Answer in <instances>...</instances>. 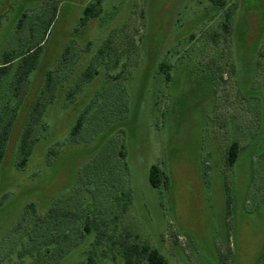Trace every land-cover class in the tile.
<instances>
[{
	"label": "rangeland",
	"instance_id": "1",
	"mask_svg": "<svg viewBox=\"0 0 264 264\" xmlns=\"http://www.w3.org/2000/svg\"><path fill=\"white\" fill-rule=\"evenodd\" d=\"M214 2L0 0V264H51L50 211L69 242L57 264H123L133 244L168 264L260 263L264 0ZM80 216L92 231L74 244Z\"/></svg>",
	"mask_w": 264,
	"mask_h": 264
},
{
	"label": "trees",
	"instance_id": "2",
	"mask_svg": "<svg viewBox=\"0 0 264 264\" xmlns=\"http://www.w3.org/2000/svg\"><path fill=\"white\" fill-rule=\"evenodd\" d=\"M214 3H217V0H215ZM94 10H95L94 8L87 7L85 9V14L86 15L92 14ZM226 26L228 28V25ZM31 51H33L34 54L38 52L37 49L28 50V52H31ZM108 56L113 57L112 64L110 62L105 63V60H102L100 55L96 56L95 62L102 61L103 64H105V66L108 69H111V67H115L119 64L120 60L118 56H116L114 53L113 55L109 54ZM8 64H9L8 60H6L3 64H0V77L4 76L7 73L8 68H9ZM109 79L112 82H115L117 80V76H114V77L111 76L109 77ZM81 129H82V121L80 119L75 126L74 135L77 136L80 132H82ZM7 133H8V127L5 125L0 135V163L4 157L5 147L8 142L6 138ZM24 142H25V139H22V142H21L22 144H21V148H20V152L18 156V167L19 168L25 167L27 163V158H28ZM239 153H240V146L237 142H234L227 151V160L230 166L234 165L237 162ZM118 154L120 155V157L123 156V153L121 151H119ZM161 175H163V173L160 170V167L157 165H154L151 168V172H150V182L152 186L157 187L161 184L162 182L160 179ZM60 215L61 214H59L58 212L50 211L48 214H46L45 216L39 219L41 233L43 234L44 228H45V231L47 232L45 233V245L51 244L55 247L54 249L47 250L45 252L46 253L45 261L51 264H57V262H59L60 260V257L64 256L65 253H67L68 251L65 249L66 247L65 244L66 242H68L66 240L68 236L66 235L67 234L65 231L66 229L64 230L65 236L63 235V237H61L60 232H59L60 230H63V228L65 227V224L62 222V217ZM72 221H73L72 225L68 226L70 228L68 230V234L70 235L71 238H75L74 244H78L81 242V237L85 236V234L87 233H91L92 230L90 229L88 225L84 223V218L81 216L80 218H72ZM97 229H98V226H97ZM77 230L79 231V233H76ZM100 235H102V232H100ZM35 242H37V240L33 239L30 243L32 244V246H34L33 244H35ZM123 264H168V263L157 249H153L149 247L148 245L140 246V245L133 244L131 246L126 247L124 251V255H123ZM259 264H264V253L261 256Z\"/></svg>",
	"mask_w": 264,
	"mask_h": 264
}]
</instances>
